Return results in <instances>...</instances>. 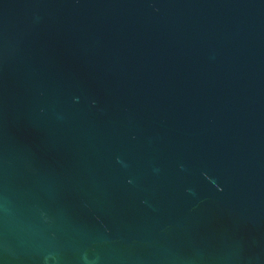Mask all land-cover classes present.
I'll return each instance as SVG.
<instances>
[{
    "label": "water",
    "instance_id": "water-1",
    "mask_svg": "<svg viewBox=\"0 0 264 264\" xmlns=\"http://www.w3.org/2000/svg\"><path fill=\"white\" fill-rule=\"evenodd\" d=\"M0 264H264V0H0Z\"/></svg>",
    "mask_w": 264,
    "mask_h": 264
}]
</instances>
